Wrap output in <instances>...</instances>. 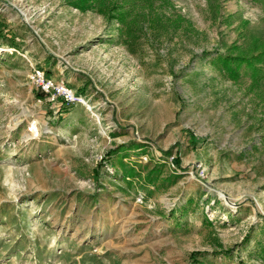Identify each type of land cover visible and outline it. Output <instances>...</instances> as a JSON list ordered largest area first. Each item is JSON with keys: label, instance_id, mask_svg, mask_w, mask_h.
I'll return each instance as SVG.
<instances>
[{"label": "rangeland", "instance_id": "rangeland-1", "mask_svg": "<svg viewBox=\"0 0 264 264\" xmlns=\"http://www.w3.org/2000/svg\"><path fill=\"white\" fill-rule=\"evenodd\" d=\"M262 47L264 0H0V264H264Z\"/></svg>", "mask_w": 264, "mask_h": 264}, {"label": "built area", "instance_id": "built-area-1", "mask_svg": "<svg viewBox=\"0 0 264 264\" xmlns=\"http://www.w3.org/2000/svg\"><path fill=\"white\" fill-rule=\"evenodd\" d=\"M30 81L42 93L50 95L52 99L56 95L62 97L66 102H74L76 100L75 94L71 88L66 86L63 82H55L39 69H33L30 75ZM79 101H81L80 98Z\"/></svg>", "mask_w": 264, "mask_h": 264}, {"label": "trees", "instance_id": "trees-1", "mask_svg": "<svg viewBox=\"0 0 264 264\" xmlns=\"http://www.w3.org/2000/svg\"><path fill=\"white\" fill-rule=\"evenodd\" d=\"M223 65L227 68V71L232 75L235 76L237 68L241 64H246L250 70H251V78L253 82H256L260 76L259 73L261 72V67L259 66L260 64H264V47L259 49L256 53H253L250 56H225L221 57ZM236 63V68L232 69L229 67L230 64H235ZM262 76V75H261Z\"/></svg>", "mask_w": 264, "mask_h": 264}, {"label": "bare ground", "instance_id": "bare-ground-1", "mask_svg": "<svg viewBox=\"0 0 264 264\" xmlns=\"http://www.w3.org/2000/svg\"><path fill=\"white\" fill-rule=\"evenodd\" d=\"M85 105H86V102L84 103ZM87 106V105H86ZM88 107V106H87ZM89 108V107H88ZM95 117H97V116H95Z\"/></svg>", "mask_w": 264, "mask_h": 264}, {"label": "crops", "instance_id": "crops-1", "mask_svg": "<svg viewBox=\"0 0 264 264\" xmlns=\"http://www.w3.org/2000/svg\"><path fill=\"white\" fill-rule=\"evenodd\" d=\"M87 103V102H86Z\"/></svg>", "mask_w": 264, "mask_h": 264}]
</instances>
